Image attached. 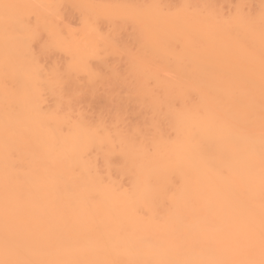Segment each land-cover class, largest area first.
I'll use <instances>...</instances> for the list:
<instances>
[{
	"label": "bare ground",
	"instance_id": "bare-ground-1",
	"mask_svg": "<svg viewBox=\"0 0 264 264\" xmlns=\"http://www.w3.org/2000/svg\"><path fill=\"white\" fill-rule=\"evenodd\" d=\"M0 264H264V0H0Z\"/></svg>",
	"mask_w": 264,
	"mask_h": 264
},
{
	"label": "rangeland",
	"instance_id": "rangeland-1",
	"mask_svg": "<svg viewBox=\"0 0 264 264\" xmlns=\"http://www.w3.org/2000/svg\"><path fill=\"white\" fill-rule=\"evenodd\" d=\"M127 31V30H126ZM123 63V61L120 63L121 65H123L124 66V63ZM120 64H118L119 66H120ZM120 68V67H119ZM118 68V69H119ZM122 69H124V72H126L125 71V67H122ZM122 69H119V72H120V70H122ZM119 72L116 74V75H120L119 77H121L120 79L115 75V76H113L112 77V75H111V77H109V75L107 76L108 78H107V80H106V78L104 79V82H103V84H102V86H100V88H99V90H97L94 94L95 95H93L94 96V99H96L95 101L97 102V106H103L104 108H107V109H110V110H113V111H116V110H118V108L121 110V109H124V110H126V111H124V110H122L123 112H124V117H126V118H128V121L129 120H131V122L132 121H134V120H136V118H138V116L141 114V112H142V109H141V107H139L137 104H136V101H135V99H134V97H133V93L131 92V87H128L127 88V86H130V82L132 81V79L131 78H129V76L125 73V78L123 77L124 76V74H122V72H121V74L123 75H121V74H119ZM128 76V77H127ZM116 77H117V79H116ZM114 78V79H113ZM123 78V79H122ZM128 78H129V80H128ZM119 79V81H117ZM123 80V81H122ZM128 80V81H127ZM124 84V82H125V84L123 85L122 83ZM127 82V83H126ZM128 83H129V85H128ZM126 84H127V86H126ZM126 87V88H125ZM130 89V90H129ZM129 91L131 92V94L129 93ZM131 95V96H130ZM131 97H133V99L131 98ZM92 100H93V97H92ZM95 101H93V102H95ZM136 106H134V105ZM134 107H133V106ZM133 107V108H132ZM138 107H139V109H138ZM134 108H136V109H134ZM133 109V110H132ZM137 109H138V111H137ZM132 110V111H131ZM127 111H129L128 113H127ZM133 112V113H132ZM140 113V114H137V113ZM136 113V114H135ZM138 115V116H137ZM128 116V117H127ZM136 117V118H135ZM130 118V119H129ZM132 118V119H131ZM135 118V119H134Z\"/></svg>",
	"mask_w": 264,
	"mask_h": 264
}]
</instances>
